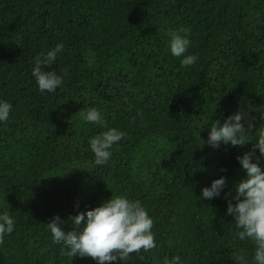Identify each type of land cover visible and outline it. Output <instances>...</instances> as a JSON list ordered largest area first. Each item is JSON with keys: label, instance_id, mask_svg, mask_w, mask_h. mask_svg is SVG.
<instances>
[{"label": "trees", "instance_id": "16d2710c", "mask_svg": "<svg viewBox=\"0 0 264 264\" xmlns=\"http://www.w3.org/2000/svg\"><path fill=\"white\" fill-rule=\"evenodd\" d=\"M180 27L189 29L186 54L198 57L191 66L167 46ZM58 42L51 69L63 84L40 92L31 68ZM0 98L12 105L0 123V212L15 224L0 239V264H96L66 255L45 223L112 194L141 201L156 247L105 264L172 255L181 264H235L238 249L251 254L225 209L244 176L236 157L252 143L213 149L203 140L242 104L253 141L264 126V0H0ZM89 107L103 128L83 120ZM111 127L125 135L96 166L88 139ZM219 176L220 196L199 198Z\"/></svg>", "mask_w": 264, "mask_h": 264}, {"label": "clouds", "instance_id": "9594fccd", "mask_svg": "<svg viewBox=\"0 0 264 264\" xmlns=\"http://www.w3.org/2000/svg\"><path fill=\"white\" fill-rule=\"evenodd\" d=\"M188 32V28L180 27L167 33L170 54L180 58V65L185 67L193 65L198 59L196 54H186L191 43ZM63 48V43L58 42L35 58L31 72L38 91L55 93L62 86L63 76L52 70L51 65ZM11 108L9 101L0 98V123L10 118ZM249 108L247 104H242L222 123L214 120L209 125L207 140H203V144L216 149L221 144L243 146L252 143L250 150L236 157L244 176L234 183V194L228 200L225 211L233 217L232 223L237 230L235 238L239 241L249 240L253 245L251 254L243 248L236 251L233 258L235 264H250V261L251 264H264V160L261 159L264 157V126L256 127L254 141L247 135L249 129L253 128ZM81 115L86 122L101 128L105 126L101 112L95 107H89ZM124 135L122 130L111 127L90 137L88 148L93 156V164H107L112 156L111 149ZM257 149L259 155H256ZM225 183L224 176L212 179L209 185L201 188L199 198L211 200L220 196ZM228 195L225 193L226 198ZM65 223L70 225L67 231L62 227ZM45 224L52 242L61 245L66 255L90 257L96 264L127 261L131 253L156 247L152 217L140 200L127 196L112 194L97 206L70 215L67 221L53 215ZM14 227L13 217L7 211L0 212V239L12 233ZM162 264H181L180 256H166Z\"/></svg>", "mask_w": 264, "mask_h": 264}]
</instances>
